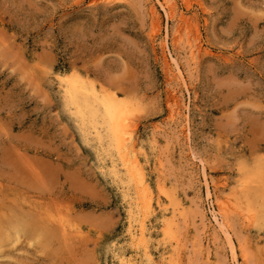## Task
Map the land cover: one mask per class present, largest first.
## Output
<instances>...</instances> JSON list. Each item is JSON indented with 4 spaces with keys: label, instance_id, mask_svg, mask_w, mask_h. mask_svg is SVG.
<instances>
[{
    "label": "rangeland",
    "instance_id": "obj_1",
    "mask_svg": "<svg viewBox=\"0 0 264 264\" xmlns=\"http://www.w3.org/2000/svg\"><path fill=\"white\" fill-rule=\"evenodd\" d=\"M72 70L130 102L152 185L144 211L128 216L101 147L65 107L55 74ZM250 171L257 185L245 198ZM222 196L243 200L227 219L235 259L211 226ZM246 207L264 210V0H0V264H119L114 244L139 264H264V220ZM20 216L36 222L15 243Z\"/></svg>",
    "mask_w": 264,
    "mask_h": 264
},
{
    "label": "bare ground",
    "instance_id": "obj_2",
    "mask_svg": "<svg viewBox=\"0 0 264 264\" xmlns=\"http://www.w3.org/2000/svg\"><path fill=\"white\" fill-rule=\"evenodd\" d=\"M169 8H170V10L168 11L169 17L173 18L174 13L172 11V7ZM180 20H184L182 14L180 15ZM179 42L180 39L176 36L173 41V46L175 48H178L177 46ZM199 51L200 48L198 44L194 46L190 45L188 48L190 59H194V55L196 54L195 52H199ZM168 53H169L168 57H166L167 65H172V69L176 71L177 76H179V78L183 80L184 77L182 70L183 68L180 64L179 56L177 54H173L172 52H168ZM55 78L62 89L64 105L65 107L68 108V110L70 111L69 112L70 115H72L78 126L83 130L85 140L89 141L92 145H96V147H101L102 152L99 151L102 154V156L100 157V167L102 169V172L107 176H109L113 182H117L121 190L122 197L127 203L128 216L130 217V215L134 211H138V210L140 212L144 211L146 208H148L151 205L152 185L145 178L144 173L142 171L141 159L139 156V154L142 153L139 151L140 149L137 148L139 144V140L137 139V137L133 135L132 131L129 128L130 126L129 120L132 112V106L130 102H128L122 96H120L118 92H111L101 84L95 83L94 81L88 79L86 76H83L73 70L68 72L56 73ZM172 100H173L171 104L172 113L170 111L169 112L171 113V116H174L180 113L181 104L175 93L172 94ZM20 156L25 160V162H28L23 155ZM104 157H107V159ZM194 160H195V156H194ZM28 166L31 173L36 178L42 179L40 177L41 175L39 174V172L35 170L34 167L30 165V163H28ZM254 177H255L254 171L247 172L246 176L245 175L243 176L241 185L243 187L242 196L245 198H247V192L253 190L250 187L254 188L257 185L255 184V180L253 179ZM36 181L39 182V180ZM42 182L45 183L44 181ZM43 183H40L41 186H43L42 185ZM205 186H206L207 196L209 195L211 196L212 192L208 184L205 183ZM160 189L164 192L165 195H168V192L164 190V186L160 187ZM215 200L218 208L216 210H213L211 213L212 216L211 226L219 234H223L227 237L228 243L230 245L232 257L235 259L234 242L233 239H231L230 237V231L227 225V221H228L227 219L229 213L233 210H236L237 208H238L237 215H240L241 211H239L240 210L239 208L241 207L240 206L241 201L243 202L242 197L239 196L237 199L235 198L231 199L230 196L228 197L222 196V198L216 197ZM20 209L22 210V208ZM162 209L163 211L160 214L161 217L165 216L164 208ZM246 210L249 217L248 219H250L251 221L259 222V220L260 221L264 220L263 209L253 211L254 213L252 212L251 207H246ZM24 212H26L25 209ZM13 213L15 212L13 211ZM184 214H185L184 207L180 208L179 211L178 209L173 210V212L171 213L172 220L170 222L169 221L166 222L167 227L170 225L167 229V232H169V230L171 231L173 225L172 223H174L176 217L178 215L183 216ZM204 215L205 214L203 213L200 215V221L203 223V228H205V225L207 224ZM15 220L17 221V223L16 225H13L14 236L12 241L16 243L19 241L22 232L25 234L30 233V232L26 233V231L27 230L29 231V229L33 227L34 225L33 223H35L36 221L31 222L30 220H27L25 216H20L18 220L17 219ZM55 221L57 222L59 228L65 234L66 231L65 221L62 218H57L55 219ZM37 230L40 229L37 228ZM52 230L53 229L49 231ZM146 230H148V228L145 222L142 220L140 222L141 234H144ZM145 235L147 236V234H144V236ZM141 239H142L141 241L140 239L138 240V243L140 244L141 242L145 244L143 237ZM121 247H122L121 245L114 244L112 248V256L113 258L117 259L119 264H139L136 258L126 257ZM145 254H146V259L151 260L150 251L147 248L145 249Z\"/></svg>",
    "mask_w": 264,
    "mask_h": 264
}]
</instances>
